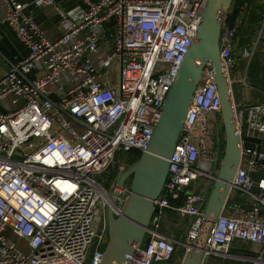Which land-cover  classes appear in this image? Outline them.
<instances>
[{"label": "built area", "instance_id": "1", "mask_svg": "<svg viewBox=\"0 0 264 264\" xmlns=\"http://www.w3.org/2000/svg\"><path fill=\"white\" fill-rule=\"evenodd\" d=\"M207 1L75 0L66 8L58 0H33L60 17L62 34L52 39L25 3L2 0L0 24L13 29L28 55L4 58L9 70L0 72V264H100L114 192L101 177L114 169L118 153L147 149ZM230 13L223 14L220 57L231 86L242 80L233 74L237 61L250 64L261 35L236 57L238 24L227 22ZM110 19L115 29L110 41H102ZM221 109L208 61L145 242L128 264H182L189 245L202 243L210 224L205 206L225 147ZM235 117L242 143L243 136L263 143L264 103L235 106ZM256 146L242 147L204 264L213 258L264 264V181L255 178L264 172V152ZM128 193L125 185L120 203ZM97 209L102 222L95 228ZM168 211L188 221L184 241L159 230ZM239 242L251 244L252 253H234Z\"/></svg>", "mask_w": 264, "mask_h": 264}, {"label": "water", "instance_id": "2", "mask_svg": "<svg viewBox=\"0 0 264 264\" xmlns=\"http://www.w3.org/2000/svg\"><path fill=\"white\" fill-rule=\"evenodd\" d=\"M232 2L233 0L207 1L193 44L167 94L151 141L139 159L119 176L116 189L110 197L111 203L107 209L108 242L100 264H128L144 244L155 213V200L160 198L166 184L170 159L208 61L214 65L222 102L224 155L205 206L209 227L201 244L197 240L189 245L182 264H204L208 236L232 189L241 161L242 147L253 149L257 145V150H262V139L258 137L243 136L242 143L232 89L220 57L223 14L229 11ZM0 65L5 71L9 70L1 57ZM247 117L248 114L245 113V119ZM127 181L130 182L129 193L119 205L121 190Z\"/></svg>", "mask_w": 264, "mask_h": 264}, {"label": "crops", "instance_id": "3", "mask_svg": "<svg viewBox=\"0 0 264 264\" xmlns=\"http://www.w3.org/2000/svg\"><path fill=\"white\" fill-rule=\"evenodd\" d=\"M27 5L26 13L39 23L44 32L52 39H57L62 34V28L60 26V17L56 13L53 7H38L33 3V0H19ZM58 2L64 5L66 8L74 6L75 0H58ZM233 3V2H232ZM232 7V5H231ZM243 12L236 17L235 21L228 19V23L231 25L238 24V45L235 49L234 55L240 57L241 47L258 39L261 35L258 47L250 60V64L247 66L242 58H239L234 68V76L238 75L240 81L233 82L231 85L233 99L236 107H242L248 104L264 103V22H250L251 12L255 15L261 14V10L264 13V0L253 1L250 6L245 2L241 5ZM231 10V8H230ZM262 13V14H263ZM232 14V13H231ZM6 15V8L0 0V22L4 20ZM260 16V15H259ZM240 20V22L238 21ZM259 23L257 26L256 24ZM116 20L110 19L104 24V33L102 41H110L111 34L115 29ZM28 55V49L25 45L18 40L13 29L6 23L0 24V57L11 61H19ZM0 72H6L0 65ZM245 79V80H244ZM244 80V81H243ZM264 138V136H263ZM262 151L264 152V141L262 143ZM134 159V158H133ZM134 161V160H133ZM132 161V162H133ZM131 163V162H130ZM257 181L263 179L264 172H258L255 175ZM260 181V182H262ZM175 214L173 212H167L166 215ZM186 221L187 225V220ZM162 234L178 240L184 241L185 234L182 237H177L169 232L161 231ZM17 243L24 245V241L16 239ZM252 245L249 243L239 242L235 245L232 251L236 254L247 255L252 253ZM184 249L179 247V252L182 253ZM210 259L207 263L211 262ZM169 264V263H166Z\"/></svg>", "mask_w": 264, "mask_h": 264}, {"label": "rangeland", "instance_id": "4", "mask_svg": "<svg viewBox=\"0 0 264 264\" xmlns=\"http://www.w3.org/2000/svg\"><path fill=\"white\" fill-rule=\"evenodd\" d=\"M251 16L249 21L250 22H260L263 23L264 21V13L261 14L260 16L255 15L254 12H251ZM259 23L256 24V26ZM118 70V68H117ZM38 74H41L40 72H38ZM221 123H223L222 117H221ZM247 127V123L245 125V128ZM224 141H223V145H224ZM223 151L221 154V160L223 159ZM134 159L130 154H124L123 152L118 153L117 157H116V162L117 164H115L114 167V171L112 174H116V178L110 174V172L108 171L106 174H104L101 177V182L102 184H104L105 187L109 188L111 190V193L116 189V183L117 180L119 178V176L126 170L128 169L132 164H130V162H132ZM120 166L124 167V170L120 169ZM127 187H129L130 182L127 181L126 182ZM119 205H121V203L119 202ZM109 207V206H108ZM107 207V209H108ZM102 222V214L99 212V210H96V219L93 223L95 228H98L100 226ZM159 230L160 231H166L169 232L177 237H182L185 232H186V221L181 218L180 216H178L177 214H169V215H164L160 221H159ZM206 230L204 232V236H205ZM203 236V238H204ZM241 263L240 261H236V260H231V259H217V258H213V260H211V262H209L208 264H239ZM242 264V263H241ZM248 264V263H247Z\"/></svg>", "mask_w": 264, "mask_h": 264}, {"label": "trees", "instance_id": "5", "mask_svg": "<svg viewBox=\"0 0 264 264\" xmlns=\"http://www.w3.org/2000/svg\"><path fill=\"white\" fill-rule=\"evenodd\" d=\"M253 1H256V0H233L232 7H231V13L232 14L231 13L229 14V19L231 18L232 21H235L236 17H238L244 10V9L242 10L241 5L243 6V4H245V2H246L247 3V7H248V5L250 6V4L253 3ZM260 12L262 14L263 10H261ZM261 14H259V15H261ZM224 146H225V144H224ZM129 154L134 158V161L130 163V164H133L136 160L139 159V157L141 155V152L134 151V152L129 153ZM113 171L114 170L112 169L109 172H110L111 175H113L115 177V179H117L116 178V174H112ZM169 212H171V211H169ZM106 245H105L104 248H106ZM164 264H166V263H164ZM205 264H208V263H205Z\"/></svg>", "mask_w": 264, "mask_h": 264}]
</instances>
